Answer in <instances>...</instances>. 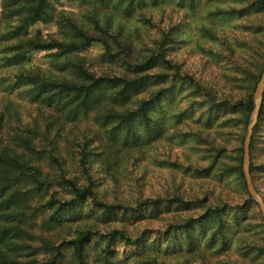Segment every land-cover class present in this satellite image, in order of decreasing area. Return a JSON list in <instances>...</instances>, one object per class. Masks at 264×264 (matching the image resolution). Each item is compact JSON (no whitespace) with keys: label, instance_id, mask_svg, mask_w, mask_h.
<instances>
[{"label":"rangeland","instance_id":"rangeland-1","mask_svg":"<svg viewBox=\"0 0 264 264\" xmlns=\"http://www.w3.org/2000/svg\"><path fill=\"white\" fill-rule=\"evenodd\" d=\"M51 2L53 20L36 23L31 32L39 30L43 37H59L63 24L57 17L61 12L82 19L94 11L101 22L108 17L113 29L121 24V32L131 35L134 60L150 53L154 40L163 33L173 32L174 43L167 44V58L179 65L182 75L191 76L206 88L204 92L198 91L186 78L171 81L168 77L140 95L148 97L151 90L160 88L163 97L148 112L149 123L153 121L157 128H153L147 142L137 147H124L120 141L109 140L100 120L95 117L100 113V102L91 103L86 117L67 122L59 130L54 125L44 140L35 138L33 143L46 148L48 140H53L68 176L75 175L80 184L91 179L97 200L135 207L144 199H169L180 195L193 202L184 206L165 203L157 210L149 208L121 221L104 223L96 220L99 210H92L89 199L87 204L68 210L63 223L52 225L47 222L49 193L56 190V195L63 199H68L69 195L55 184L58 168L54 165L52 169L38 151L29 153V160L40 164L42 176L52 179V184L48 192H39L15 176L12 185H3L0 233H8L7 238L4 234L1 238L0 234L3 256L46 261L52 259L53 248L67 242L79 229L90 227L94 234L117 228L125 229L133 238L146 235L149 241L160 242L166 241L167 233L174 231L179 243L175 242L177 248L174 249L169 244L170 239L165 242L167 250L159 253L164 264H264V221L256 200L247 197L238 171L233 169L240 156L242 168L243 139L252 110L246 115L241 107L231 110L227 105L247 98L250 93L252 98L264 68V0H156L155 4L141 10L146 18L141 26L134 17L137 16L135 9L131 14H123L115 7L91 5L89 1ZM250 10L258 11L247 14ZM100 50L95 45L78 53L96 73L107 65L100 61ZM54 51L27 53L32 65L46 69L50 53ZM4 65L7 68L0 67V139L9 141L14 134L25 131H35L37 135L46 124L43 109L19 94L21 87L15 78L18 69ZM162 70L155 67L151 73ZM214 104L219 105V110ZM47 117V120L53 117L50 111ZM137 125L139 133L149 138L150 130L147 136L145 130L148 128ZM262 141L253 146L250 155V161L256 165L264 164V139ZM83 150L90 161L89 178L78 167L77 160ZM254 173L258 193L264 199V172L254 170ZM9 193L15 198H7ZM195 199H205L207 206L223 204V227H219L216 218H207L204 208L195 203ZM189 219L193 244H189L185 237L187 231H184ZM199 220L203 228L197 225ZM14 228L17 234L12 231ZM9 237L17 242L18 250L5 246ZM120 244L115 261L123 256L124 250L133 249ZM69 254L63 247L57 262L52 264H70ZM115 261L111 260V264H121ZM102 262L95 246L89 245L85 264Z\"/></svg>","mask_w":264,"mask_h":264},{"label":"trees","instance_id":"trees-1","mask_svg":"<svg viewBox=\"0 0 264 264\" xmlns=\"http://www.w3.org/2000/svg\"><path fill=\"white\" fill-rule=\"evenodd\" d=\"M81 1H89L88 3L91 5L112 6L121 10L123 14H131L135 9L137 16L134 17L136 22H138V26L146 22L141 10L151 3H156V0ZM1 4L0 63L2 64H0V67L7 68L4 65L6 64L8 67L18 69L19 74L15 78L18 86L21 87L19 94L30 103H35L41 110L43 109L42 116L46 124L42 132L40 131L37 135H35V131H25L22 134H14L9 141H1L2 139H0V191L3 189V185H12V179L15 176H17L18 181L21 180L24 184H29L33 190L39 192H48L50 190L52 179L42 176L40 164L32 163L29 160V153L38 151L41 158L48 160L52 169L55 166L58 168L59 175L54 173L55 184L63 188L69 195L68 199H63L56 195V190L49 193L48 202H46L50 210L47 222L52 225L63 223L65 220L64 216L68 210L72 211L77 206L87 204L89 199L92 203V210H99V217L96 220L101 219L104 223L115 220L121 221L126 216L129 218L132 213L139 214L149 208L157 210L165 203L184 206L189 202H193L185 200L180 195L169 199H144L139 201L135 207L97 200L91 179H88L87 183L80 184L75 175L68 176L59 160L61 155L55 149L53 140H48V147L46 148L43 145L37 147L33 143L35 138L44 140L46 134L50 132V128L54 125L59 130L67 122L72 123L81 116L86 117L92 102L101 103L100 113L95 117L100 120L109 140L120 141L124 147H137L147 142L151 138L153 128H157V124H152L154 123L153 121L149 123V109L161 100L163 96H161L162 90L160 88L151 90L148 97H140V95L147 93L149 88H154L161 82L166 81L168 77L171 81L173 79L184 80L186 78L194 84L198 91L204 92L206 88L191 76L182 75L179 72V65L167 58V44L174 43L173 32L163 33L154 40V46L150 53L141 55L139 59L134 60L131 51V42L133 40L131 35L121 32V24L113 29L108 17L101 22L94 11L88 13L89 16L84 15L82 19H75L69 14L61 12L57 17V21L63 24L61 29H59L60 36L43 37L39 30L31 32V28L36 23L53 20L51 0H2ZM257 11L250 10L247 14ZM95 45H98L101 49L98 53L100 61L109 65L104 66L100 73L91 71L86 65V58L78 54ZM33 50H55L50 53L49 67L43 69L30 63L31 59L27 52ZM116 67L121 70L116 69ZM155 67H160L163 70L151 73ZM214 105L219 110V105ZM227 105H229L231 110L232 108L235 110L239 106L248 115L253 108L251 93L247 98ZM49 111L50 116L53 117L47 120ZM0 117L2 116L0 115ZM137 123L148 128L145 130L147 131V136L150 130L149 138L143 137L139 133ZM135 126L137 127V132L135 131ZM263 126L264 93L250 141V155L252 154L253 146L263 142ZM239 151L241 154V145ZM47 152L48 155H46ZM105 159L107 163H110L108 157H105ZM236 160L237 163L233 169H237L240 185H242L247 197L252 200L247 191L242 173L241 156ZM77 161L80 170L89 178L87 173L90 161L85 150L80 152V157ZM254 170L260 173L264 172V164L256 165L250 161L251 179L255 189L259 192L254 181L256 176ZM7 198H15V195L9 193ZM194 202L204 208L207 218H216L219 227H223L225 222L222 219L223 204L207 206L205 199H195ZM237 217L234 220L236 224L238 222ZM228 222H231V219ZM197 225L199 228H203L202 220H199ZM262 226L264 228V222ZM192 230L191 220L189 219L184 225V231H187L185 237L189 244L194 242ZM12 231L16 233V228L12 229ZM2 234L7 238L8 233L3 232ZM2 234L1 238H4ZM16 234H13V236H16ZM167 241L175 249L177 248V243L175 244V242L179 243V238L172 231L167 233L166 241H149L146 235L133 238L125 229L115 228L104 234H94L90 227H85L79 229L67 242L53 248L52 259L46 261L36 259L19 260L15 257L3 256L0 249V264H52L57 262L63 247L69 250L70 264H85L87 248L91 244L95 246L98 255L102 256L103 262L101 264H111V260L115 261L118 255L117 248L119 243L127 247L130 246L133 249L132 251L124 250L123 256L119 257L115 263L164 264L163 259H159V253L167 250L165 247V242ZM20 242H22V239ZM5 246L14 250L19 249L17 242H14L11 237L6 240Z\"/></svg>","mask_w":264,"mask_h":264},{"label":"water","instance_id":"water-1","mask_svg":"<svg viewBox=\"0 0 264 264\" xmlns=\"http://www.w3.org/2000/svg\"><path fill=\"white\" fill-rule=\"evenodd\" d=\"M263 93H264V68L261 72V75L256 83L253 95H252V101H253V108L251 112L250 119L248 121L247 127H246V132L245 136L243 139V156H242V171L247 187V191L250 195L251 198L255 199L258 208L260 210L261 216L264 220V200L263 198L259 195L257 190L255 189L251 175H250V154H249V146H250V141L251 137L253 134V128L257 122V118L259 115V110L261 107L262 103V98H263Z\"/></svg>","mask_w":264,"mask_h":264}]
</instances>
